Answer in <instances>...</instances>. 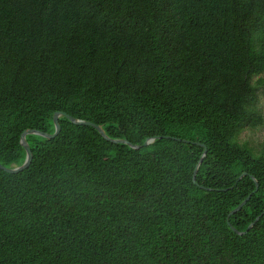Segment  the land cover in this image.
I'll return each instance as SVG.
<instances>
[{
	"label": "trees",
	"instance_id": "trees-1",
	"mask_svg": "<svg viewBox=\"0 0 264 264\" xmlns=\"http://www.w3.org/2000/svg\"><path fill=\"white\" fill-rule=\"evenodd\" d=\"M261 87L264 0H0V165L55 112L141 146L63 116L27 135L0 264H264V214L227 224L264 210V148L239 139ZM160 136L205 146L195 183L203 147Z\"/></svg>",
	"mask_w": 264,
	"mask_h": 264
},
{
	"label": "water",
	"instance_id": "water-1",
	"mask_svg": "<svg viewBox=\"0 0 264 264\" xmlns=\"http://www.w3.org/2000/svg\"><path fill=\"white\" fill-rule=\"evenodd\" d=\"M66 117L72 124H75V125H83V126H89V127H92L94 128L102 138H104L105 140L111 142V143H116V144H125V145H128L130 148L132 149H140L141 146H138V145H133L131 144L130 142H128L127 140H113V139H110L106 136L105 132L102 130V128L94 123H91L89 121H84V120H79V119H75L69 115H67L66 113H63V112H55L53 114V124H54V133L53 134H48V133H45V132H41V131H37V130H25L21 136H20V144L21 146L24 148L25 152H26V156H25V160L23 162L22 165L20 166H16V167H12V168H5L3 167L2 165H0V170L6 172V173H9V174H17L23 170H25L31 160H32V153H31V150L29 148V145L26 141V136L27 135H37V136H41L43 138H46V139H51V138H54L56 137L59 132H60V124H59V118L60 117ZM162 138H165V139H171V140H174V141H178V142H183V143H187V144H195V145H198V146H201L203 147V154L201 156V158L199 159L195 169H194V172H193V177H192V181L195 183V176H196V173H197V170L201 164V161L203 159V157L205 156V153H206V148L203 144H199L197 142H191V141H187V140H182V139H179V138H174V137H169V136H160V137H155V138H147L145 140V142L143 143V146L146 147L148 145H150L151 143L154 142L155 139H162ZM247 174L244 172L242 173L238 180L242 179L244 176H246ZM250 178L253 180L254 184H255V190H254V193L257 191L258 189V184L255 180V178L253 176H250ZM202 188V187H201ZM250 198V195L240 204L238 205L234 210H232L228 217L237 213L239 210H241V208L246 204V202L249 200ZM264 214V210L263 212L261 213L260 216L256 217L255 220L253 222H251L249 224V226L247 227V229L244 231V232H239L237 231L236 229H234L228 222V226L230 227V229L236 233L237 235H242V234H245L246 232H248L253 226L254 224L259 220V218Z\"/></svg>",
	"mask_w": 264,
	"mask_h": 264
},
{
	"label": "rangeland",
	"instance_id": "rangeland-1",
	"mask_svg": "<svg viewBox=\"0 0 264 264\" xmlns=\"http://www.w3.org/2000/svg\"><path fill=\"white\" fill-rule=\"evenodd\" d=\"M256 107L260 110L264 119V87L257 91ZM240 141L247 142L255 150L264 148V122L261 127L255 129H246L240 135Z\"/></svg>",
	"mask_w": 264,
	"mask_h": 264
}]
</instances>
